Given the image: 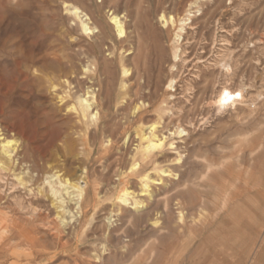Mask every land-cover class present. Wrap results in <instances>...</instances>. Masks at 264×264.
Returning <instances> with one entry per match:
<instances>
[{
    "label": "rangeland",
    "instance_id": "obj_1",
    "mask_svg": "<svg viewBox=\"0 0 264 264\" xmlns=\"http://www.w3.org/2000/svg\"><path fill=\"white\" fill-rule=\"evenodd\" d=\"M151 124L164 149L132 170ZM0 134V264H264V0H0Z\"/></svg>",
    "mask_w": 264,
    "mask_h": 264
},
{
    "label": "bare ground",
    "instance_id": "obj_2",
    "mask_svg": "<svg viewBox=\"0 0 264 264\" xmlns=\"http://www.w3.org/2000/svg\"><path fill=\"white\" fill-rule=\"evenodd\" d=\"M72 8H74V13L77 16L79 15V13H81V11H79L77 7H72ZM87 20L88 21H86V19L82 20L83 29L85 31L92 32L93 28L88 23L89 18H87ZM110 22L113 25L116 34L118 36H122L121 33L124 34V26H123V22L121 21L119 16L111 13ZM126 72H128V71L124 70L123 74H125ZM97 97H98V92L94 88L87 89L86 92L84 93V95L82 97H80L78 100V105L80 106V110L83 113L92 114V113H90V110L92 108L94 109L97 107L96 106L97 105ZM62 98L63 99L66 98V102L68 104H71V100L69 101V99L67 97H62ZM225 98H226V94L224 91H222L218 97V100L220 99L218 102L219 107L223 104L222 100H224ZM71 108L73 110L76 109V107L73 105ZM96 113H97L96 111L93 113L94 117L96 116ZM153 125L151 124L148 127L149 128L148 132H144L141 135V142H140L141 145H138V147L136 148V153L138 152L141 157L139 158V162H137L136 160L133 161V163L131 164V167H133L132 170L138 171V170H142V168H144V167H147V165H149L150 163H153V158L156 156V152H160L164 149L165 138L164 137H157V135L154 134V128L155 127ZM170 145H173V143H170ZM17 149H18L17 141H13L12 139L2 137L0 134V162L2 159L7 164L16 165L17 161H20L17 158V153H18ZM179 159H180V157H177V160H179ZM140 161L143 163V165H141ZM154 169H155L154 173H153L154 177L152 176V174L145 172L142 175V179H141V191L145 192V193L147 192L148 195H150L149 194L150 186H154V187L157 186L158 184H160L161 180H163L165 177L169 176L168 170L162 169L159 166H157V167L154 166ZM46 180H47V185H48L47 192L52 195V197L54 198L56 203L59 205V207L63 206V203L65 202L64 197H63L64 194L68 195L72 198V201L75 202V204L77 205V208L80 207V203H81V200L83 197L82 187L72 183L71 181H68V179H61L59 177V175H57V174L47 176ZM130 204L132 206H137L138 204H141L140 198L138 199L137 196H135L134 191H130L129 189H124L119 196V207L126 209L127 205H130ZM76 205H75V207H76ZM69 213H70V211H69ZM179 216L182 217L181 214ZM70 220H72V219H70ZM223 260H224L223 250L221 249L219 251L217 258H216V262H217L216 264L222 263ZM212 262L213 261H211V263Z\"/></svg>",
    "mask_w": 264,
    "mask_h": 264
},
{
    "label": "snow or ice",
    "instance_id": "obj_3",
    "mask_svg": "<svg viewBox=\"0 0 264 264\" xmlns=\"http://www.w3.org/2000/svg\"><path fill=\"white\" fill-rule=\"evenodd\" d=\"M121 35H123V33H121Z\"/></svg>",
    "mask_w": 264,
    "mask_h": 264
}]
</instances>
